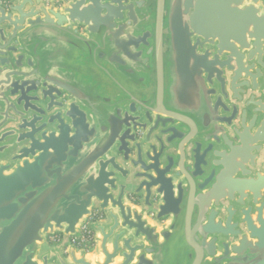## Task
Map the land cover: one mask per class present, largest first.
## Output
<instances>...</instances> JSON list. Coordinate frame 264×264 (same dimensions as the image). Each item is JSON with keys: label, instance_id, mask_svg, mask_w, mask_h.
<instances>
[{"label": "water", "instance_id": "95a60500", "mask_svg": "<svg viewBox=\"0 0 264 264\" xmlns=\"http://www.w3.org/2000/svg\"><path fill=\"white\" fill-rule=\"evenodd\" d=\"M0 264H264V0H0Z\"/></svg>", "mask_w": 264, "mask_h": 264}, {"label": "built area", "instance_id": "2783aa9c", "mask_svg": "<svg viewBox=\"0 0 264 264\" xmlns=\"http://www.w3.org/2000/svg\"><path fill=\"white\" fill-rule=\"evenodd\" d=\"M104 219V213L97 208H93L90 216H88L79 226L74 235L65 236L62 232L56 231L53 234L46 235V242L50 246H62V254L66 255L70 247L75 252H91L96 246V231L93 224Z\"/></svg>", "mask_w": 264, "mask_h": 264}, {"label": "crops", "instance_id": "0c3cea01", "mask_svg": "<svg viewBox=\"0 0 264 264\" xmlns=\"http://www.w3.org/2000/svg\"><path fill=\"white\" fill-rule=\"evenodd\" d=\"M94 249H95V248H94ZM94 249H93L92 251H94ZM92 251H91V252H92ZM91 252H89V254H90Z\"/></svg>", "mask_w": 264, "mask_h": 264}]
</instances>
